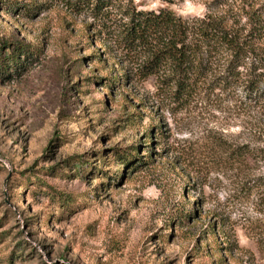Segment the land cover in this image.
I'll use <instances>...</instances> for the list:
<instances>
[{"label": "rangeland", "instance_id": "obj_1", "mask_svg": "<svg viewBox=\"0 0 264 264\" xmlns=\"http://www.w3.org/2000/svg\"><path fill=\"white\" fill-rule=\"evenodd\" d=\"M68 1L0 0V264H264V100L172 97Z\"/></svg>", "mask_w": 264, "mask_h": 264}, {"label": "trees", "instance_id": "obj_2", "mask_svg": "<svg viewBox=\"0 0 264 264\" xmlns=\"http://www.w3.org/2000/svg\"><path fill=\"white\" fill-rule=\"evenodd\" d=\"M68 2L90 19L86 27L95 31L94 41L135 60L142 77L156 75L157 85L169 86L172 97H185L206 84L230 93L238 90L246 104L264 100V0H216L224 4V14L190 17L166 6L139 9L133 0ZM38 6L23 5L33 12ZM92 55L99 57L97 50ZM105 79L118 82L117 77ZM235 155L244 159L255 156V150L243 144Z\"/></svg>", "mask_w": 264, "mask_h": 264}]
</instances>
